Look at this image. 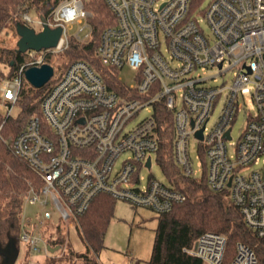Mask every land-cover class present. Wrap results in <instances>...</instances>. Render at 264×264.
<instances>
[{
    "label": "built area",
    "instance_id": "2783aa9c",
    "mask_svg": "<svg viewBox=\"0 0 264 264\" xmlns=\"http://www.w3.org/2000/svg\"><path fill=\"white\" fill-rule=\"evenodd\" d=\"M192 1L105 0L116 24L103 31L97 56L105 65L130 67L138 82L119 94L87 62L76 60L47 91L41 114L32 116L13 139L14 155L40 180L30 186L27 201L41 206L42 223L55 212L66 223L76 221L100 194L159 215L186 202L184 192L154 177L142 186L140 171L149 168V158L152 168L153 155L159 151L154 113L163 103L173 114V157L182 174L194 177L190 141L195 138L209 188L226 193L246 226L264 240V0H212L200 12L201 20L193 15ZM88 2L63 1L47 20L51 28L63 27L58 46L28 51V64L1 82V97L12 105L5 107L7 114L14 108L25 71L67 47L71 24L85 20L91 28ZM30 20L23 15V22L30 25ZM39 24L42 30L40 19ZM212 69L221 76L232 72V80L217 84L216 76L206 77ZM210 80L216 84L210 85ZM248 90L252 93L247 102L255 113L247 107ZM220 101L219 116L209 126ZM144 109L150 114L130 127ZM242 112L247 113L246 124L232 144L233 124ZM125 153L128 157L116 169ZM36 228L19 233L20 243L32 252L46 244L42 230ZM227 245L226 236L205 232L184 251L205 264H225ZM129 264L137 263L132 257ZM227 264H259V260L248 245L237 243Z\"/></svg>",
    "mask_w": 264,
    "mask_h": 264
},
{
    "label": "trees",
    "instance_id": "16d2710c",
    "mask_svg": "<svg viewBox=\"0 0 264 264\" xmlns=\"http://www.w3.org/2000/svg\"><path fill=\"white\" fill-rule=\"evenodd\" d=\"M63 1L65 0H0V34L9 26L16 27L18 22H23V15L31 9L39 17L44 16L48 20ZM200 1H192V11ZM87 8L93 14L89 18L91 36L83 44L70 37L67 57L71 61L61 69L63 73L55 82L63 76L72 62L83 60L102 76L110 90L126 94L127 86L118 77L119 69L103 64L96 53L103 31L116 24V17L105 0H90ZM48 57L45 62L51 64ZM28 62L26 53L0 46V64L8 68L7 72L0 68V84L5 79L17 76L20 68ZM24 79L23 74L21 90L16 100L18 115H5L0 112V222L9 220L15 225H20L30 182L37 186L40 180L25 161L14 155L13 139L32 116L41 114V101L51 87H48V83L42 88L25 86ZM154 115L159 140L157 160L167 174L169 183L184 192L187 200L177 205L171 213L160 215L155 229L152 255L147 264H205L198 257L184 251L185 248L193 247L197 238L205 232L226 236L228 245L225 264L233 258L237 243L248 245L256 253L259 264H264V240L246 226L240 210L226 193H215L209 188L206 166L203 178L197 179L183 175L175 163L172 112L163 103H159L155 107ZM115 202L111 196L100 194L94 198L89 209L77 218L76 226L87 248L81 255L83 264H98V257L105 248L106 232L114 218ZM60 231L59 227L57 234ZM16 237V241L20 242L19 233ZM3 260L0 253V264Z\"/></svg>",
    "mask_w": 264,
    "mask_h": 264
},
{
    "label": "rangeland",
    "instance_id": "374dc122",
    "mask_svg": "<svg viewBox=\"0 0 264 264\" xmlns=\"http://www.w3.org/2000/svg\"><path fill=\"white\" fill-rule=\"evenodd\" d=\"M211 1L212 0H201L194 8L193 15L201 20L202 16L200 12L203 11ZM26 14L31 19V27L35 28L37 31H40V17L37 12L31 9ZM202 26L206 31H208L205 24H202ZM82 27H85V29L80 31ZM68 36L69 39L67 47L58 53L49 54L50 63L55 69V75L47 84L48 87L54 84V82L63 73L61 69H63L71 61L67 57V51L69 49L71 40L70 37H73L77 43L83 44L89 40L91 36V28L87 25L85 20L82 23L76 21L68 27ZM75 37H79L82 40H88L80 41ZM18 41L19 36L14 25L9 26L0 34V46L2 48L15 50L18 48ZM36 55L38 57L41 56L40 53H37ZM26 57L28 60H30L29 53H26ZM0 68L5 72L8 71V68L3 64H0ZM213 76H216L217 84L221 85L223 83L230 82L232 80L233 73L229 72L221 76L218 74V71L213 69L206 72V77ZM118 77L121 79L122 83L127 86H134L138 82L137 72L128 66H124L123 68L119 69ZM23 82L25 86L33 87L27 81L26 77ZM208 83L210 85L216 84L214 80H210ZM251 93V90L245 92L246 102L250 98ZM242 102L244 103V101ZM248 102L247 107L251 109L252 113H255V107L250 105ZM7 105H9L8 102L4 101L1 97L0 112L2 114L7 115V109L5 108ZM11 106L12 105L10 104L9 107ZM17 106L18 105L16 102L14 104L13 110L11 111V115H18L19 109ZM221 107L222 101L217 104L211 116L209 126H212L218 118ZM149 114V109L142 110L137 118L130 124V127L145 119ZM246 115L247 113H240L236 122L233 124L232 144L237 142L242 135L247 120ZM200 147L201 145L199 141H197L195 138L190 141V155L195 171L194 178L197 179H202L204 174L203 168L200 166V163L204 162V158L200 154ZM127 157L128 155L126 153L123 154L116 161L115 168L119 169ZM140 176L142 177V186H146L149 182V179L152 177L169 184L168 176L157 160V154L153 155L152 168H142L140 171ZM31 185L32 182H30V186ZM34 185L36 186V184ZM41 213L42 208L40 205L30 204L26 200L23 207L20 225H15L9 220L1 221L0 252L4 255H8L9 252H13L15 256V264H83L80 259L81 255L87 251V248L77 229L76 221L72 220L70 223H66L62 221L59 214L55 212L53 214V218L50 221L42 223ZM159 218L160 215L150 209L135 207L126 201L116 200L114 218L106 232L105 248L100 253L98 260L102 264H129L133 257L137 264H147L152 255L155 229L158 226ZM33 227H37L36 229L42 230L40 234L48 246L53 249L59 247V249L51 253L49 252L46 244L43 243L40 246L41 250L39 252H32L27 248V246L16 241V235H18L22 229ZM59 227L61 228V231L57 234L56 231ZM9 233H11V235L8 236ZM52 233H54L55 236H52Z\"/></svg>",
    "mask_w": 264,
    "mask_h": 264
},
{
    "label": "water",
    "instance_id": "95a60500",
    "mask_svg": "<svg viewBox=\"0 0 264 264\" xmlns=\"http://www.w3.org/2000/svg\"><path fill=\"white\" fill-rule=\"evenodd\" d=\"M40 22L42 24V30L40 31H37L26 22H18L16 24V31L19 36L17 52L23 54L30 50L40 52L44 49H53L58 46L63 34V27L59 26L51 28L44 16H40ZM54 75L55 69L49 63H44L41 66H31L25 71L27 81L34 88L44 87L47 83H49ZM202 132L203 131H200L198 133L200 138H202ZM227 137L230 138V132L227 133ZM147 166L149 168L151 166L150 158L148 159ZM58 249L59 247L53 249L48 246V250L51 253ZM2 255L4 257L2 264H15V256L13 252H9L8 255Z\"/></svg>",
    "mask_w": 264,
    "mask_h": 264
}]
</instances>
